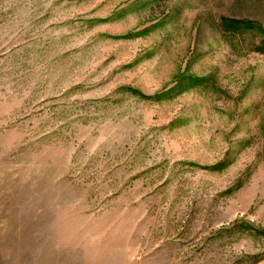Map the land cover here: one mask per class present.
I'll return each mask as SVG.
<instances>
[{
    "label": "rangeland",
    "instance_id": "rangeland-1",
    "mask_svg": "<svg viewBox=\"0 0 264 264\" xmlns=\"http://www.w3.org/2000/svg\"><path fill=\"white\" fill-rule=\"evenodd\" d=\"M0 264H264V0H0Z\"/></svg>",
    "mask_w": 264,
    "mask_h": 264
}]
</instances>
